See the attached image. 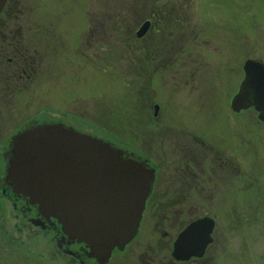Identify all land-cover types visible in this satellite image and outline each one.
I'll return each mask as SVG.
<instances>
[{"label": "rangeland", "instance_id": "rangeland-1", "mask_svg": "<svg viewBox=\"0 0 264 264\" xmlns=\"http://www.w3.org/2000/svg\"><path fill=\"white\" fill-rule=\"evenodd\" d=\"M163 10L168 15L161 27L138 40L139 25L153 12L162 14ZM2 15L1 23L7 25V29L2 26L4 38H21L25 50L19 54L33 60L27 76L16 82L6 77L12 73L0 52L2 162L16 134L59 121L108 141L127 157L139 161V157H149L154 167H160L162 151L170 148L162 145L157 124L181 120L204 131L205 116L235 114L238 111H232L230 105L243 80L245 62L264 59V0H11ZM166 39L172 54L181 56L188 85H181L184 76L177 72V61L162 66L153 76L137 69L138 56L143 61L162 58ZM195 72L197 83L192 77ZM175 87L188 89L172 93ZM153 100L161 104L157 118ZM247 116L250 130L264 142V127L253 115ZM173 196L172 190L165 199L175 200ZM149 200L139 237L125 249H115L106 264H168L165 255L170 254L169 248L163 245L160 228L174 231V238L178 235L174 220L178 209L159 202L158 189ZM251 204H259L261 210L250 216L249 238L235 236L234 258L227 264H264V258H259L264 251V202L254 198ZM10 208L5 203V217ZM159 221L163 225L154 227ZM27 242L32 253L27 246L19 249L0 237V264H67L50 255L54 243L45 237L32 234ZM38 253L45 258L40 259Z\"/></svg>", "mask_w": 264, "mask_h": 264}, {"label": "flooded vegetation", "instance_id": "flooded-vegetation-1", "mask_svg": "<svg viewBox=\"0 0 264 264\" xmlns=\"http://www.w3.org/2000/svg\"><path fill=\"white\" fill-rule=\"evenodd\" d=\"M8 6L7 2L4 13ZM3 12L0 14V44L2 43L0 52L4 53L3 58L6 60L7 69L12 73L11 75H6V77L13 78L12 80L17 82L27 76L29 66L30 64L32 65L33 60L32 57H28L26 54H19L20 52L23 54V50H25L21 38H4L6 33L2 26L7 29V25L1 23V21L3 22ZM162 12V14L153 12L149 18L144 19L143 22L151 21L150 31L140 38L137 36V31L136 37L138 40L146 39L155 27H161L160 23L168 15L165 10ZM154 41H151L150 44L153 45ZM162 46L163 56L160 60L159 58L155 59L153 56L145 61L137 58L136 62L139 64L137 69L139 71L142 69L148 71L153 76L162 66L165 67V65L167 66L177 61L179 62L177 72L180 76H184L181 79V85H188L187 71L184 70L182 62L179 61L181 56L172 54L171 45L170 42H167V39L162 42ZM5 50H7V53H5ZM12 51L14 53L9 56ZM158 61L161 62L157 64ZM142 62H146V66ZM195 75L196 72L193 73L192 77H194V83H197L199 79ZM244 77L243 80L245 79ZM184 79L185 81H183ZM196 87L195 85L192 88L196 89ZM187 89V87H175L171 92L183 91L185 93ZM170 96L169 94L168 101ZM232 101L230 107L234 111ZM152 104L155 108L154 114L156 118L161 116L159 114L161 104L156 100H153ZM157 106L160 109L156 114ZM245 111L250 112L244 113ZM247 115H253V119L256 120L257 124L261 128L264 127V119L254 106L242 109V111L233 115L205 116L204 123H202L206 128L204 131H197L192 124L183 123L181 120L175 121L172 119L167 121L168 124L158 123L157 133L162 139L161 143L164 148L167 147L166 145L169 146L167 147L170 148L169 151H162L163 154L160 155L162 158L161 164L157 168L154 167L153 159L139 157L145 166L155 170V181L153 184L154 190L147 199V206L135 239L140 235L139 232L145 220L149 199L156 189L159 190V202L161 201L166 207L170 206L178 209L177 217L174 218L179 225L180 232L178 235L185 231L192 222L204 217H208L215 222L212 234L213 241L207 245L205 253L202 256H193L182 261L176 260L172 252L173 244H175L174 240L178 235L174 238V231L160 228L163 245L169 248V253L171 254L165 255L168 264L231 263L234 258L232 246L234 245L235 236L242 234L245 237V234L250 231V216L257 215L261 210L259 204L254 207L251 201L255 198L264 202V142L260 139V134L250 130L249 124L246 123L247 119L250 120ZM241 116H244V118L247 116V118L244 119ZM34 124H37V122H34ZM195 127L199 126L195 125ZM223 127H227L225 130L229 129V131H224ZM212 128L216 129L213 132H205ZM247 134H251V137L246 138ZM3 154V162L0 158V219L2 216L4 218L3 222L0 223V237H6L9 245L19 249H26L28 247L27 241L31 239L32 234L43 236L51 243H54V251H51L50 255L55 259L63 258L67 264H91L93 260L97 261L88 255V249L84 244L73 240L65 233L63 227L54 216H46L25 195L15 191L14 186L7 181L6 175L9 154L7 152ZM168 162L172 163V173H170ZM172 190L173 199L175 200H166ZM161 198L166 199L164 201ZM5 203H9V207H11L6 217ZM161 224L163 225V222L159 221L154 223L153 226L159 228ZM173 227L171 226V229ZM246 237L249 238V235L246 234ZM27 251L29 253L33 252L29 247ZM263 252H260L259 258H264ZM38 257L44 259L45 255L38 253ZM97 264L100 263L97 261Z\"/></svg>", "mask_w": 264, "mask_h": 264}, {"label": "water", "instance_id": "water-1", "mask_svg": "<svg viewBox=\"0 0 264 264\" xmlns=\"http://www.w3.org/2000/svg\"><path fill=\"white\" fill-rule=\"evenodd\" d=\"M7 2L0 0V14ZM150 27L151 21L144 22L137 36H145ZM244 67L232 108L239 112L254 106L264 119V59L248 58ZM11 143L7 181L40 212L54 216L89 256L106 264L115 249H125L136 237L153 191L154 169L59 121L16 134ZM214 226L208 217L192 222L175 241L174 257L202 256L213 241Z\"/></svg>", "mask_w": 264, "mask_h": 264}, {"label": "trees", "instance_id": "trees-1", "mask_svg": "<svg viewBox=\"0 0 264 264\" xmlns=\"http://www.w3.org/2000/svg\"><path fill=\"white\" fill-rule=\"evenodd\" d=\"M10 1H11V0H10ZM10 1H9V3H10ZM9 3H8V4H9ZM166 14H167V13H166ZM174 15H175V14H174ZM148 21H149V20H148ZM142 23H144V22H142ZM142 23H141V25H142ZM161 24H162V22L160 23V26H161ZM141 25H139V27H140ZM138 29H139V28H138ZM138 29H137V31H139ZM137 31H136V32H137ZM137 56H138V54H137ZM141 58H142V57H141ZM141 58H139V56H138V59L141 60ZM142 64H143L144 66H146V64H144V63H142Z\"/></svg>", "mask_w": 264, "mask_h": 264}]
</instances>
